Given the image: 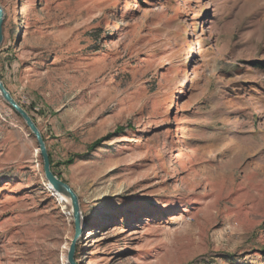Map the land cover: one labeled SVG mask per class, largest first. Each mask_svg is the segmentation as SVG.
I'll list each match as a JSON object with an SVG mask.
<instances>
[{
    "label": "rangeland",
    "instance_id": "1",
    "mask_svg": "<svg viewBox=\"0 0 264 264\" xmlns=\"http://www.w3.org/2000/svg\"><path fill=\"white\" fill-rule=\"evenodd\" d=\"M0 6V78L78 198L76 264H264V0ZM73 235L0 96V264H69Z\"/></svg>",
    "mask_w": 264,
    "mask_h": 264
},
{
    "label": "water",
    "instance_id": "2",
    "mask_svg": "<svg viewBox=\"0 0 264 264\" xmlns=\"http://www.w3.org/2000/svg\"><path fill=\"white\" fill-rule=\"evenodd\" d=\"M3 20H4L3 10L0 6V45L3 39V33H2ZM0 96L20 116V118L24 121L25 125L29 129L30 133L33 134L36 141L37 149L42 158L44 175L49 184L50 189L53 190V192L61 193L65 195V197L69 198L70 200L72 216L74 220V235L68 249L67 262L69 264H76L74 261L75 243L80 235L82 228L81 214L79 211V202L77 195L73 191V189L69 186V184L58 178L51 170L49 154L42 133L35 124L31 115L15 100V98L6 88L1 78H0Z\"/></svg>",
    "mask_w": 264,
    "mask_h": 264
},
{
    "label": "trees",
    "instance_id": "3",
    "mask_svg": "<svg viewBox=\"0 0 264 264\" xmlns=\"http://www.w3.org/2000/svg\"><path fill=\"white\" fill-rule=\"evenodd\" d=\"M31 117H32V119H34L33 116H31ZM49 159H50L51 170L53 171V173H54L58 178H60V176H61L60 173L57 172V171H54L55 161H54V158H53V156H52L51 154H49Z\"/></svg>",
    "mask_w": 264,
    "mask_h": 264
}]
</instances>
